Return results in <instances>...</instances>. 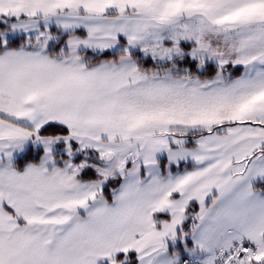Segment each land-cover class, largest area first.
Returning a JSON list of instances; mask_svg holds the SVG:
<instances>
[{"label":"snow or ice","instance_id":"obj_1","mask_svg":"<svg viewBox=\"0 0 264 264\" xmlns=\"http://www.w3.org/2000/svg\"><path fill=\"white\" fill-rule=\"evenodd\" d=\"M0 264H264V0H0Z\"/></svg>","mask_w":264,"mask_h":264}]
</instances>
